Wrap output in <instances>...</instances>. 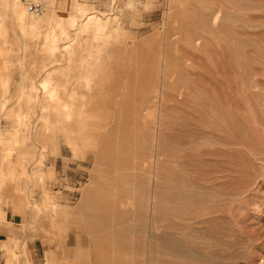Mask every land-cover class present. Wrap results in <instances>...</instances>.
I'll return each mask as SVG.
<instances>
[{
  "label": "rangeland",
  "instance_id": "374dc122",
  "mask_svg": "<svg viewBox=\"0 0 264 264\" xmlns=\"http://www.w3.org/2000/svg\"><path fill=\"white\" fill-rule=\"evenodd\" d=\"M245 1L232 0L229 5L226 0H42L44 12L34 18L25 12L23 0H0V231L5 229L0 234V264H264V131L257 135L253 154L242 146H218L223 151L210 168L232 177L209 193L189 179L192 137L186 135L189 128H177L178 114L189 122L185 112L192 89L184 90L186 105L179 111L177 77L188 79L184 73L190 71L196 42L211 39L236 45L233 29L244 24L237 17L239 5L255 8L249 12L254 15L249 33L241 40L249 36V44H256L264 55V0ZM230 58V83L240 84L244 59L238 50ZM187 121L181 123L185 126ZM145 129L148 136L142 133ZM204 165L201 170L209 167ZM172 182L181 189L170 188ZM188 187L197 190L195 203L187 200L194 195ZM218 187L227 189L225 194L234 189L236 200L189 227L184 216L211 207L205 204L210 196L225 195ZM175 190L181 197H175ZM126 202L133 205L121 223L90 216H106L111 206L123 210ZM197 202L203 205L195 207ZM174 203L179 205L173 207ZM178 222L184 227L176 232L187 241L184 248L180 254H160L159 228L174 231ZM98 225L109 232L98 235ZM120 226L125 233L114 236L111 229ZM45 247L51 251L45 253Z\"/></svg>",
  "mask_w": 264,
  "mask_h": 264
},
{
  "label": "bare ground",
  "instance_id": "6f19581e",
  "mask_svg": "<svg viewBox=\"0 0 264 264\" xmlns=\"http://www.w3.org/2000/svg\"><path fill=\"white\" fill-rule=\"evenodd\" d=\"M225 1V0H224ZM227 1V4L231 5L232 4V0H226ZM235 1V0H234ZM238 1V0H237ZM245 1V0H243ZM254 0H249L248 2L249 3H253L252 2ZM246 2V1H245ZM23 3H24V10L25 12L30 15V16H33L34 18H39L40 16H42L44 10H43V3H42V0H41V7H40V10H41V13L40 14H34L32 13L29 9H28V6L29 3H28V0H23ZM237 3V2H236ZM256 4V3H255ZM227 7V6H226ZM232 8V7H231ZM255 8H251V7H248L244 5L240 7L239 5V8H238V11H239V14L237 13L236 11V14L237 17L240 19L241 23L243 22L244 24L241 25V26H238L237 28L233 29V26H231V28L233 29V34H232V37L235 38L234 42H236V45H224L223 43L220 44L219 42H216L214 40H208V41H205L202 43L199 41L196 42L193 46V53H191V58H190V62H189V66H190V71L189 70H186L184 74H187L188 75V79H189V82H190V86H189V82H188V79L185 80V75H182L180 74L179 77H177V91L179 90V97H178V100L176 101L177 102V106H178V110L180 111V108H181V111L183 109V106L186 105L185 103V91H188L186 90L187 87H190L191 89V100H189V112H186L187 115H189V122L187 120L184 119V122L182 120V118L184 117H181V114H178L179 118L181 117V119L178 118V120H181V122L185 123V121H187L188 124H182L180 121H178V129L179 131H182V129L185 127L186 129L189 128L190 130H188L190 133L186 135H190L192 137V141L190 143H192V146L190 148L189 151H191V156L192 158H194V163L191 164L192 168L191 169V178L189 179H192L193 181V184L195 185V188L198 187L199 189H202V190H205L207 192H213L216 191V186L219 184V185H223L225 184L227 181V179L229 177H232L231 175H227V173H224L223 171H216L212 168H210V162L212 163V161L215 159V156L223 151L221 148H219L218 146L219 145H232L233 148L234 147H239V146H242L245 148V150L248 151V153H252L255 150V148L257 147V135H259L261 133V131H264V55H261L259 52H258V48H257V45L254 44V46H251L249 43L251 40H249V36H246L248 37L247 39H243L241 40L242 38L240 37L241 35L243 36L244 34L247 35L249 32V27H250V24L248 23L250 20H252L253 18V14L252 13V10H254ZM229 11V10H228ZM242 11H244V13H242ZM251 12V13H249ZM211 14V13H210ZM230 14L229 13H226L225 16L227 17H230L229 16ZM233 17V16H232ZM90 18V17H89ZM225 18V17H224ZM218 19V18H217ZM226 19V18H225ZM224 19V20H225ZM233 20V19H232ZM236 23V22H235ZM83 25L85 26V24L83 23ZM82 25V26H83ZM215 25V24H214ZM237 25V24H236ZM217 26V25H216ZM214 27V26H213ZM86 28V26H85ZM221 28V27H220ZM216 27H214V29L212 28V31L214 30L215 31ZM84 30V29H83ZM222 30V29H221ZM229 30V29H228ZM218 31V30H217ZM85 32V31H84ZM98 32V31H97ZM231 32V31H230ZM95 33V32H94ZM93 33V36L96 35V33L94 34ZM222 33V32H221ZM251 33V32H250ZM227 34V33H226ZM255 34V32H254ZM231 37V38H232ZM254 37V36H253ZM230 38V37H229ZM198 39V38H197ZM71 40V39H70ZM196 40V39H195ZM220 40V39H219ZM67 43V42H66ZM65 44V43H64ZM68 44V43H67ZM233 44V43H231ZM66 47L67 46H63V51L65 53V50H66ZM239 51L240 55L243 57L244 61H243V64L241 65V67L243 68L242 70V73L238 74V77L239 78H242L241 79V83L238 84V83H235L234 85H232L230 82L231 79L229 80V74L227 73L229 70V73H232V68L234 67L231 62H229V64H226V60H228L231 56H233V54L236 53V51ZM228 54V57L227 55ZM231 59V58H230ZM240 58L238 57V60ZM242 59V58H241ZM263 59V60H262ZM235 61V59H234ZM180 67V66H179ZM182 68V67H181ZM183 69V68H182ZM189 69V68H188ZM235 73H237V69L234 70ZM235 76V74H234ZM187 77V76H186ZM237 80V79H236ZM184 81H186V83L188 82V86L185 85ZM235 82V81H234ZM44 83V82H43ZM43 85V84H42ZM45 86V85H43ZM46 88V87H45ZM160 88V87H159ZM189 89V90H190ZM234 89L236 91H234ZM163 90V89H162ZM161 90V91H162ZM185 90V91H184ZM159 91V90H158ZM189 92V91H188ZM160 93V92H158ZM187 93V92H186ZM189 94V93H188ZM51 96V95H50ZM188 97V95H187ZM155 99V98H154ZM177 99V98H176ZM159 101V100H158ZM157 101V102H158ZM185 103V104H184ZM68 105V104H67ZM188 105V104H187ZM65 106V105H64ZM65 108V107H64ZM74 110V109H73ZM153 110V109H152ZM151 110V111H152ZM257 110H260L262 115L259 116L257 113ZM147 111L149 110H146L145 112L147 113ZM149 111V112H151ZM184 111V109H183ZM142 113H144V111H141ZM148 112V113H149ZM65 113V112H63ZM66 116L69 117L71 114L69 112H66ZM76 114V112H74ZM147 113V114H148ZM179 113V112H178ZM153 113L151 112V116ZM183 114V113H182ZM62 115V114H61ZM143 116V115H141ZM139 115V117H141ZM150 116V117H151ZM55 117V116H54ZM71 117V116H70ZM69 117V119H70ZM138 117V119H139ZM142 118V117H141ZM140 120V119H139ZM144 120V118L142 119ZM141 120V121H142ZM146 120V119H145ZM151 121V120H150ZM67 122V121H66ZM138 122V121H137ZM143 122V121H142ZM147 122V120H146ZM146 122L144 123V125L146 124ZM149 122V120H148ZM53 123V122H52ZM80 123V122H79ZM141 123V122H140ZM177 123V122H176ZM148 124V123H147ZM160 124V123H158ZM141 125V124H140ZM149 127L152 125L150 124L149 122ZM147 125V126H148ZM156 125V124H155ZM176 125V124H175ZM67 126V125H65ZM161 127L163 126V124L160 125ZM188 126V127H186ZM69 127V126H67ZM79 127V126H78ZM76 126V124L72 125V128L77 132V129L78 128ZM146 127V125L144 126ZM148 128V127H147ZM159 128V127H158ZM163 128V127H162ZM143 129V128H142ZM151 129V128H149ZM185 129V130H186ZM146 130V129H145ZM154 130V129H153ZM81 131V130H80ZM157 132V130H155ZM160 131V130H159ZM79 132V131H78ZM163 132V130H162ZM143 135L147 133V130L146 132H142ZM151 134V133H150ZM154 134V133H153ZM151 134V135H153ZM179 134V133H178ZM264 134V133H263ZM147 135V134H146ZM149 135V134H148ZM147 135V136H148ZM151 135L149 137H151ZM177 135V134H176ZM142 136V134L140 135ZM189 136V138H190ZM144 137V136H143ZM142 137V138H143ZM155 137V136H154ZM158 137V136H157ZM180 137V136H179ZM187 137V136H186ZM146 138V137H145ZM143 138V139H145ZM178 138V137H176ZM157 139V138H156ZM149 140V139H148ZM154 140V139H153ZM183 140V139H182ZM187 140V139H185ZM190 139L187 140V142L189 141ZM256 140V141H255ZM142 141V140H140ZM139 141V142H140ZM147 141V140H146ZM156 141V140H155ZM158 141V140H157ZM160 141V140H159ZM164 141V140H163ZM181 141V140H180ZM262 141V140H260ZM162 142V140H161ZM186 142V143H187ZM147 143V142H146ZM146 143H144L146 145ZM164 143V142H163ZM167 143V142H166ZM181 143V142H180ZM184 143V141H183ZM185 143V144H186ZM143 143H141V145H144ZM149 144V143H148ZM157 144V143H156ZM155 144V145H156ZM260 145L261 142L259 143ZM160 147L161 148V144L159 143ZM164 145V144H163ZM166 145V144H165ZM179 145V143H178ZM137 146H139L137 144ZM149 147V145H147ZM181 146V145H179ZM143 148V146H141ZM158 147V146H157ZM156 147V149H157ZM175 147H176V144H175ZM242 147H241V150H242ZM261 147V146H260ZM145 148V147H144ZM143 148V149H144ZM158 148V149H159ZM182 148V147H180ZM227 148V147H226ZM225 148V149H226ZM150 149V148H149ZM155 149V150H156ZM157 149V150H158ZM164 148H162L161 150H163ZM168 149V148H167ZM166 149V150H167ZM224 149V151H225ZM240 149V148H239ZM259 149V148H258ZM257 149V150H258ZM152 150V149H151ZM156 150V152H157ZM244 150V151H245ZM133 151V150H132ZM169 151V150H168ZM177 151V153H179L180 151L182 152V149L179 151L177 150V148L175 149V152ZM179 151V152H178ZM243 151V150H242ZM144 152V151H143ZM155 152V153H156ZM164 152V151H163ZM188 152V151H187ZM186 152V153H187ZM239 152V151H238ZM135 153V152H134ZM154 153V154H155ZM178 157L180 156V154H177ZM183 153V152H182ZM245 153V152H244ZM243 153V154H244ZM159 154V151L158 153ZM175 154V153H174ZM173 154V155H174ZM188 154V153H187ZM242 154V155H243ZM133 155V153H132ZM131 155V156H132ZM146 155H149L147 152H146ZM156 155V154H155ZM166 156L168 155V152L165 154ZM134 156V155H133ZM160 156V154L158 155ZM170 156V155H168ZM183 156V155H182ZM189 156V155H188ZM140 157V156H138ZM145 157V156H144ZM254 159H256V157H258V154H254ZM260 157V156H259ZM143 158V157H140V159ZM167 158V157H166ZM169 158V157H168ZM173 158H176V157H173ZM218 158V157H217ZM250 158V157H249ZM253 158V157H252ZM147 159V157H146ZM158 159V158H157ZM244 159V158H243ZM253 159V160H254ZM160 160V159H159ZM168 160V159H166ZM176 160V159H175ZM187 160V159H186ZM220 160V159H218ZM178 161V160H176ZM180 161V160H179ZM185 161V160H184ZM227 161V160H226ZM235 161V160H234ZM246 161V160H245ZM135 163V161H133ZM154 162V161H153ZM231 162V161H229ZM249 162V161H248ZM140 163V162H139ZM145 163V162H144ZM155 163V162H154ZM160 163H163L162 161ZM175 163V162H173ZM178 163V162H177ZM176 163V164H177ZM179 163H183V164H186L184 163L183 161L182 162H179ZM205 164L204 166H209V167H206L204 168V170H201L200 169V164ZM221 163V162H220ZM238 163V162H237ZM251 163V162H250ZM147 164V163H146ZM145 164V165H146ZM151 164V163H150ZM157 164V162H156ZM165 164V163H163ZM172 164V163H171ZM213 164V163H212ZM217 164V167L218 165L220 166V164L218 163H215ZM231 164V163H230ZM253 164V163H252ZM135 165V164H134ZM154 165V164H153ZM159 165V164H158ZM175 165V164H173ZM214 165V164H213ZM225 165V164H224ZM233 165V164H232ZM239 165V164H238ZM143 166V165H142ZM222 166V165H221ZM141 167V166H140ZM159 167V166H158ZM178 167V165H177ZM182 166H180L181 168ZM190 167V166H189ZM229 167V166H228ZM226 167V168H228ZM138 168V167H137ZM136 168V169H137ZM162 168V167H160ZM168 168V167H167ZM166 168V169H167ZM251 168H253V166H251ZM144 169V168H143ZM158 169V168H157ZM165 167L161 170H164ZM220 169V167H219ZM160 170V171H161ZM169 170V168H168ZM177 170V169H175ZM182 170H184L182 168ZM186 170H189V169H186ZM231 170V169H230ZM236 170V169H235ZM242 170V169H241ZM135 171V170H134ZM139 171L142 175H145L143 172V170H137ZM143 171V172H142ZM152 171V170H151ZM165 171V170H164ZM179 171V170H177ZM226 171V170H225ZM246 171V170H245ZM136 172V171H135ZM163 172V171H162ZM162 172H159V173H162ZM170 172V171H169ZM172 172V171H171ZM184 172V171H182ZM240 172V170H239ZM242 172V171H241ZM254 172V171H252ZM149 173V172H148ZM156 173V172H154ZM158 173V175H159ZM166 172H163V174L165 175V177H168V175L172 176L170 174H168L166 176L165 174ZM174 173V172H173ZM186 173V172H185ZM248 173V172H247ZM250 173V172H249ZM153 173H149V175H151ZM184 174V173H183ZM251 174V173H250ZM255 174V172H254ZM257 174V173H256ZM189 175V174H187ZM220 175H224L223 177H221ZM252 175V174H251ZM160 176H163V175H160ZM169 176V177H170ZM174 178L177 176L173 175ZM184 176V175H183ZM254 176V175H253ZM164 177V176H163ZM178 177V176H177ZM188 177V176H187ZM187 177L185 179V181H187ZM134 178V177H133ZM160 178V177H158ZM171 178V177H170ZM173 178V177H172ZM179 178H181V175L179 174ZM178 178L179 181H184L183 179L180 180ZM238 178V177H237ZM136 179V178H135ZM165 179V178H164ZM188 179V180H189ZM249 179H251L249 177ZM248 179V180H249ZM256 179V178H254ZM134 180V179H133ZM145 180V179H144ZM150 180V179H149ZM153 180V179H152ZM172 180V179H171ZM174 180V179H173ZM177 180V178H176ZM139 181V180H138ZM141 181V180H140ZM159 181V180H158ZM161 181V180H160ZM167 182V179L165 180ZM190 181V180H189ZM247 181V180H246ZM142 182V181H141ZM154 182V181H153ZM156 182V180H155ZM165 182V184H166ZM191 182V183H192ZM158 183V182H156ZM155 183V184H156ZM176 184H179L177 182H174ZM183 183V182H181ZM180 183V184H181ZM185 183H188V182H185ZM183 183V184H185ZM228 183V182H227ZM251 183V181H250ZM254 183V182H253ZM148 184V183H147ZM151 184V183H150ZM163 184V182H162ZM164 184V185H165ZM190 184V182H189ZM186 185V186H189ZM192 184V185H193ZM153 185V183H152ZM158 185V184H157ZM160 185V184H159ZM158 185V186H159ZM173 182L171 183V187L170 188H173V189H181L180 186H176L174 185L175 187H172ZM228 185V184H227ZM250 185V184H249ZM248 185V186H249ZM144 186V185H143ZM161 186V185H160ZM148 187H151V186H148ZM157 187V186H156ZM166 187H168V185H166ZM178 187V188H177ZM222 187V186H221ZM246 187V186H245ZM142 188V187H141ZM154 188V187H153ZM158 188V187H157ZM164 188V187H162ZM185 188V185L183 187V189ZM190 188L188 191H194V195L192 196L191 194L193 193H187L188 196L189 194L191 195L190 199H187V200H192L193 197L196 195L195 194V191L197 190H192L193 188L192 187H188ZM219 188V187H218ZM227 188V186L225 187ZM234 188V187H233ZM144 189V188H143ZM148 189V188H147ZM161 189V187L159 188ZM220 189V188H219ZM150 190V189H149ZM158 190V189H157ZM157 190L155 192H157ZM164 190V189H163ZM165 190L167 191H164V192H168V190L170 191V189H166ZM186 190V189H184ZM222 191V189H220ZM237 190V189H236ZM144 191V190H143ZM152 192V190H150ZM149 191V192H150ZM180 192V190H175L174 191V195H175V192ZM227 191V189H226ZM226 191H222L223 193L226 192ZM148 192V193H149ZM154 193V196L157 195L158 193H161L162 194V190L161 192H157V194ZM171 192V191H170ZM209 192V193H210ZM217 192H220V191H217ZM147 193V194H148ZM185 193V192H183ZM181 193V194H183ZM166 194V193H165ZM168 194V193H167ZM173 194L170 193L167 195V197H170L171 195ZM179 195V193H176V195ZM212 194V193H211ZM225 194V193H224ZM133 195V194H132ZM138 195V194H137ZM141 195V194H140ZM145 198H146V193L144 194ZM150 195V194H149ZM159 195V194H158ZM157 195V198L159 197H162L164 196V194L160 195L158 197ZM170 195V196H169ZM175 195V197H176ZM204 195H205V192H204ZM236 195H238V193L236 191H234V189L232 190H229L225 195H220L217 197H215L216 195L214 196H210V201L209 202H206L205 204L208 205V203H212L211 205L209 206H214V207H217V209H214V210H211L212 208L211 207H207L206 208H203L200 212H196V214L193 212L191 214H188L185 215L184 217V221H186L187 224H189L188 226L191 227L193 225V223L196 225H198L197 221H201L203 219H206L207 216L210 215H213L214 213L217 212V210H219V207H221L222 205H226V204H231L232 202H234L236 200ZM148 196V195H147ZM151 196V195H150ZM184 196L186 197L185 194H183L182 198H184ZM187 196V198H189ZM197 196H198V193H197ZM197 196H195V198H197ZM208 196V195H207ZM134 197V196H133ZM133 197H130V198H133ZM179 197H181L179 195ZM206 197V196H205ZM242 197V196H241ZM128 198V199H130ZM150 198V197H149ZM153 198V197H152ZM164 198V197H163ZM163 198H160V199H163ZM217 198V199H216ZM243 198V197H242ZM85 199V197L83 198V200ZM142 199V198H141ZM155 199V198H154ZM154 199H153V202L152 203H156L154 202ZM171 199V198H169ZM167 199V200H169ZM177 199V203H179V200L178 198ZM175 199V200H176ZM199 199V200H198ZM198 201L203 200L201 197H198ZM86 200L88 201H91L92 198L90 197H86ZM140 200V199H139ZM146 200V199H145ZM156 200V199H155ZM195 200V201H196ZM130 201V200H129ZM171 201V200H170ZM169 201V202H170ZM182 201V200H181ZM102 202V201H101ZM107 202H111V201H107ZM144 202V201H143ZM151 202V200H150ZM173 202V199L172 201ZM176 202V201H174ZM188 202V201H187ZM192 202H194V200H192ZM191 202V204H192ZM205 202V201H203ZM112 203V202H111ZM140 203V202H139ZM157 203L159 204L160 201L158 200ZM177 203H174L176 205H172L173 207H176L178 206L179 204ZM184 203V201H183ZM186 203V202H185ZM195 203V202H194ZM193 203V204H194ZM198 203V202H197ZM129 204V205H128ZM141 204V203H140ZM154 204H151V205H154ZM133 205V204H131ZM130 203H127L126 204H122L123 206V210L121 208H118L116 206H111V209L109 210L108 214H106V216H97V215H94L93 213H91V217H94L99 220L103 219V218H107L109 217V219L111 220H114V221H118L120 222L124 216L126 215H129V210H128V207H131ZM143 205H147L149 207V204H142V207ZM200 205H203L202 202L198 203L195 207L197 206H200ZM139 206V205H138ZM156 206V205H155ZM162 206V205H161ZM160 206V208H161ZM180 206H181V203H180ZM185 206H187L185 204ZM235 206V204H234ZM141 207V208H142ZM153 207V206H152ZM184 207V206H183ZM201 207V206H200ZM199 207V208H200ZM140 208V209H141ZM145 208V207H144ZM147 208V207H146ZM150 208V207H149ZM154 208V207H153ZM156 208V207H155ZM168 208H172V207H168ZM178 208V207H177ZM176 208V209H177ZM194 208V207H192ZM198 208V209H199ZM139 209V208H138ZM174 209V210H176ZM181 209V208H180ZM188 209V208H187ZM128 210V212H127ZM173 210V209H172ZM143 212V210H141ZM148 210H146L147 212ZM151 211V210H150ZM153 211V210H152ZM170 211V210H169ZM185 210H183L182 212H184ZM190 211V210H189ZM136 213V211H134ZM157 212V211H156ZM155 212V213H156ZM159 212H160V209H159ZM171 212V211H170ZM186 212V211H185ZM219 212V211H218ZM138 213V212H137ZM149 213V212H148ZM153 213V212H152ZM220 213V212H219ZM144 214V212H143ZM162 214V212H161ZM183 214V213H182ZM223 214V213H222ZM158 215V213H157ZM146 216V215H145ZM144 216V217H145ZM152 216V215H151ZM163 216V214H162ZM142 217V216H141ZM149 217V216H148ZM154 217H158V216H154ZM161 217V216H160ZM206 217V218H205ZM150 218V217H149ZM159 218V217H158ZM181 218V217H180ZM179 218V219H180ZM96 219V220H97ZM126 219V218H125ZM134 219V218H133ZM143 219V218H142ZM146 219V218H145ZM153 219V218H152ZM162 219V218H161ZM208 219V218H207ZM132 220V219H131ZM136 220V219H135ZM138 220V219H137ZM151 220V218H150ZM196 220V222H194ZM148 221V220H147ZM158 222H160V219L159 220H156ZM183 221V220H181ZM204 221V220H203ZM202 222V221H201ZM121 223V222H120ZM143 223V222H142ZM155 223V222H154ZM186 223H184V225H186ZM158 224V223H157ZM156 224V225H157ZM199 224H201L199 222ZM203 224V223H202ZM122 225V224H121ZM128 225V224H127ZM142 225V224H141ZM195 225V226H196ZM159 226V225H158ZM194 226V225H193ZM178 227V229H177ZM194 228V227H193ZM96 229V232L98 235H106L108 232H109V228L105 225H98V227L95 228ZM155 229H157L155 227ZM176 229L177 230H171V228H166V229H162V226L159 228V241H158V249H159V252L160 254H164V255H167V256H170L172 255V253H170L171 251L174 250V253L175 254H180L181 251H182V248H184V242H187V241H184L182 238H181V233H176L178 230H183L184 227H183V224H176ZM91 230V229H90ZM112 232H113V235L114 236H117V235H121V234H124L125 233V228L122 226L120 227H115L113 229H111ZM144 230V229H143ZM146 231H148L146 229ZM184 231V230H183ZM187 231V230H186ZM149 235H150V230L148 231ZM179 232V231H178ZM132 233V231H131ZM187 234V232H186ZM148 235V236H149ZM183 235V234H182ZM185 236V235H184ZM187 236V235H186ZM155 238V237H154ZM157 238V237H156ZM121 239V238H120ZM150 239V236L148 237V241ZM157 240V239H155ZM184 241V242H183ZM152 246V242H149ZM149 243H147V247L150 246ZM153 244L155 245L156 243L153 242ZM188 244V243H187ZM157 245V244H156ZM186 245V243H185ZM154 248V246H152ZM156 247V246H155ZM151 249V247H150ZM148 248V250H150ZM147 250V249H146ZM184 250V249H183ZM174 254V255H175ZM182 257H184L182 255ZM181 258V257H179ZM185 258V257H184ZM182 258V259H184ZM181 259V261H182Z\"/></svg>",
  "mask_w": 264,
  "mask_h": 264
},
{
  "label": "built area",
  "instance_id": "2783aa9c",
  "mask_svg": "<svg viewBox=\"0 0 264 264\" xmlns=\"http://www.w3.org/2000/svg\"><path fill=\"white\" fill-rule=\"evenodd\" d=\"M41 0H28V3L29 5L28 6V9L34 13V14H40L41 13V10H40V7H41Z\"/></svg>",
  "mask_w": 264,
  "mask_h": 264
},
{
  "label": "crops",
  "instance_id": "0c3cea01",
  "mask_svg": "<svg viewBox=\"0 0 264 264\" xmlns=\"http://www.w3.org/2000/svg\"><path fill=\"white\" fill-rule=\"evenodd\" d=\"M7 219H8V211L5 213V220L7 221ZM3 232H5V229L4 228H2V230L0 231V234L1 233L3 234ZM49 251H51V249L49 247H45V253L46 252H49Z\"/></svg>",
  "mask_w": 264,
  "mask_h": 264
}]
</instances>
